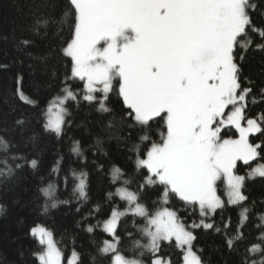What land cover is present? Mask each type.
Returning <instances> with one entry per match:
<instances>
[{"label": "snow or ice", "instance_id": "6c2138e0", "mask_svg": "<svg viewBox=\"0 0 264 264\" xmlns=\"http://www.w3.org/2000/svg\"><path fill=\"white\" fill-rule=\"evenodd\" d=\"M32 7L30 37L19 45L35 47L34 38L55 26L59 42L34 58L55 57L62 71L48 77L41 69L47 79L34 81L31 96L17 78L13 111L20 114L0 129V176L13 177L25 165L38 172V159L20 153L21 141L34 149L41 137L60 141L72 123L69 109L86 106L99 114L103 133L88 146L92 154L111 161L104 144L115 140L124 163L105 169L92 160L108 177L93 201L90 173L60 155L40 178L48 198L40 214L72 200L80 214L89 204L75 228L92 234L94 264L97 257L103 264H208L198 254L203 249L194 251L195 229L219 235L229 253H243L240 264H264V212L258 236L248 227L257 205L248 203L250 185L264 188V0H32ZM33 113L40 132L31 127ZM69 151L87 159L80 141ZM60 185L71 188L68 199L56 197ZM28 235L39 245L32 252L38 264H84L75 237L66 255L45 224L34 222ZM135 249L146 259L123 254Z\"/></svg>", "mask_w": 264, "mask_h": 264}, {"label": "trees", "instance_id": "16d2710c", "mask_svg": "<svg viewBox=\"0 0 264 264\" xmlns=\"http://www.w3.org/2000/svg\"><path fill=\"white\" fill-rule=\"evenodd\" d=\"M34 10L32 0H0V129L5 125L10 128L13 120L20 114L19 111H13L18 104L13 94L18 77L22 78L21 86L25 94L31 96L34 91L32 88L34 81L47 79V77H41V69L47 68L48 77H51L53 70L62 71L55 57H50L47 61L34 58L48 53L49 47L47 45L55 46L59 42V38L53 35L56 30L55 26L49 29L48 36L44 39L34 38L35 47L22 48L19 45L22 38L30 37L28 26L31 23V13ZM251 66L253 72L258 71L259 65L254 61L251 62ZM52 95H55V93H52ZM49 99H51V96H49ZM44 106H47L46 103ZM69 111L73 112V115L66 116V120H70L72 123L69 125L66 135L60 141L41 137L36 142V148L34 149L31 143L24 147L21 138L19 136L15 137L22 144L20 153L27 154L30 159H38L40 170L34 173L30 166L25 165L24 169L17 170L16 175L13 177L0 176V264H38L32 252L37 251L39 245L33 237L28 235V230L34 222L43 223L48 229L52 230L57 246L66 255L70 254L74 246L73 238L75 237L76 250L85 253L84 264H94L92 256H96V250L90 243L92 234L84 233L75 228V222L80 220L82 214L89 211L90 205H82L81 213L77 214L75 208L78 202L72 200L68 205L59 204L57 208L50 209L49 215L41 216V206L48 198L44 197L39 191L40 188L47 187V181L41 183L40 178L48 175L60 155L65 156L66 161L71 157L72 167L77 172L83 168V170L90 173V196L95 201L102 196L108 177L97 172L91 163L92 160L103 163L105 169H107L110 167V163H116L117 166L124 163V155L123 151L117 152V142L115 140L106 141L104 144L111 161L99 153L93 155L88 146L95 143L98 133L103 135L96 123L100 118L99 114L95 111L89 112L86 106L81 107L79 110L73 107ZM32 116L33 124L31 127L40 132L41 126L35 123V114L33 113ZM31 134V131L26 133L24 139L26 140L27 136ZM0 135H3L2 131H0ZM73 140L80 141L81 147L85 149L84 156L87 157L86 160L70 153L69 149ZM120 148L124 149L123 142H121ZM0 154H2V150H0ZM85 165L87 167H84ZM62 166L66 167L67 164L65 163ZM0 167H3V165H0ZM127 167L131 169L135 165L128 164ZM70 191V187L65 190L63 185H60L55 195L59 200L68 199ZM251 200H256L257 205L252 210L248 227L252 236H258L259 232L256 230L255 225L260 224L259 215L264 212V206L260 204V201L264 200V188L259 183L250 185L249 204ZM225 215L230 216L233 224H235L236 212L229 209ZM137 222H140L138 218ZM92 223H95V220H92ZM187 223L190 224L191 221L189 220ZM128 224L129 227H132V220L129 219ZM194 232L198 237L194 241V251L203 249V253L198 252V254H201L208 264H240L243 253L240 255L229 253L222 247L223 241L219 235L203 232L200 229H195ZM136 238L140 240V243L146 242V238H142L139 234ZM81 245L83 247H80ZM128 249H131V242H129ZM123 254L128 259L138 258L141 260L146 259L148 255L146 253L145 256H140L139 249L125 250ZM253 258L256 260L262 259L260 254H256ZM95 264H103V258L97 257Z\"/></svg>", "mask_w": 264, "mask_h": 264}, {"label": "rangeland", "instance_id": "374dc122", "mask_svg": "<svg viewBox=\"0 0 264 264\" xmlns=\"http://www.w3.org/2000/svg\"><path fill=\"white\" fill-rule=\"evenodd\" d=\"M225 199H226V197H224ZM144 243H147V240H146V242H144ZM144 243H141V244H144Z\"/></svg>", "mask_w": 264, "mask_h": 264}]
</instances>
